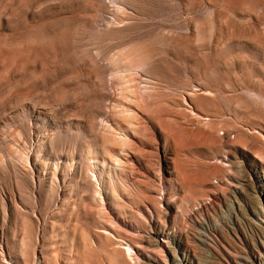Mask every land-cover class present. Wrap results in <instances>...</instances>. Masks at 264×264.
I'll list each match as a JSON object with an SVG mask.
<instances>
[{
    "label": "rangeland",
    "instance_id": "1",
    "mask_svg": "<svg viewBox=\"0 0 264 264\" xmlns=\"http://www.w3.org/2000/svg\"><path fill=\"white\" fill-rule=\"evenodd\" d=\"M0 264H264V0H0Z\"/></svg>",
    "mask_w": 264,
    "mask_h": 264
}]
</instances>
